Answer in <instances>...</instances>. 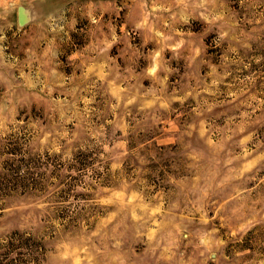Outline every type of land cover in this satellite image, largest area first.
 Masks as SVG:
<instances>
[{"label":"clouds","instance_id":"1","mask_svg":"<svg viewBox=\"0 0 264 264\" xmlns=\"http://www.w3.org/2000/svg\"><path fill=\"white\" fill-rule=\"evenodd\" d=\"M262 78L264 0H0V264H264Z\"/></svg>","mask_w":264,"mask_h":264},{"label":"water","instance_id":"2","mask_svg":"<svg viewBox=\"0 0 264 264\" xmlns=\"http://www.w3.org/2000/svg\"><path fill=\"white\" fill-rule=\"evenodd\" d=\"M17 21L21 26H24L28 23V20L25 16H23V13L21 12L20 15L17 17Z\"/></svg>","mask_w":264,"mask_h":264},{"label":"rangeland","instance_id":"3","mask_svg":"<svg viewBox=\"0 0 264 264\" xmlns=\"http://www.w3.org/2000/svg\"><path fill=\"white\" fill-rule=\"evenodd\" d=\"M264 83V78H262L261 80H259L257 82V88L253 89V91H256L258 94H260L261 91H264L262 89H260V84ZM261 134L264 135V128L261 129Z\"/></svg>","mask_w":264,"mask_h":264}]
</instances>
